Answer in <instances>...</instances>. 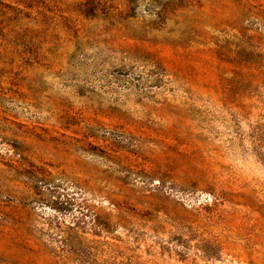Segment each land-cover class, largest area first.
<instances>
[{"label":"rangeland","instance_id":"rangeland-1","mask_svg":"<svg viewBox=\"0 0 264 264\" xmlns=\"http://www.w3.org/2000/svg\"><path fill=\"white\" fill-rule=\"evenodd\" d=\"M0 264H264V0H0Z\"/></svg>","mask_w":264,"mask_h":264}]
</instances>
